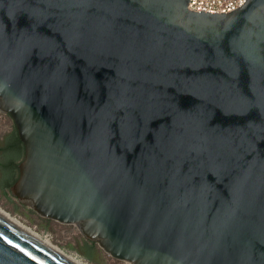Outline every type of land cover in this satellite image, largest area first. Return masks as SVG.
<instances>
[{
    "label": "water",
    "instance_id": "95a60500",
    "mask_svg": "<svg viewBox=\"0 0 264 264\" xmlns=\"http://www.w3.org/2000/svg\"><path fill=\"white\" fill-rule=\"evenodd\" d=\"M0 0L2 195L131 264H264V0ZM0 264H73L0 214Z\"/></svg>",
    "mask_w": 264,
    "mask_h": 264
},
{
    "label": "rangeland",
    "instance_id": "374dc122",
    "mask_svg": "<svg viewBox=\"0 0 264 264\" xmlns=\"http://www.w3.org/2000/svg\"><path fill=\"white\" fill-rule=\"evenodd\" d=\"M11 128L8 116L0 112V132ZM0 207L19 219L27 226L39 232L43 237L52 240L64 251L83 260L89 264H131L116 257L108 255L98 243L94 249L90 250L91 257L86 254L88 245L86 237L82 234L76 224L45 222L33 214L29 206L20 202L17 197L11 202L2 195L1 175H0Z\"/></svg>",
    "mask_w": 264,
    "mask_h": 264
},
{
    "label": "bare ground",
    "instance_id": "6f19581e",
    "mask_svg": "<svg viewBox=\"0 0 264 264\" xmlns=\"http://www.w3.org/2000/svg\"><path fill=\"white\" fill-rule=\"evenodd\" d=\"M0 214H2L4 217L10 219L13 223L23 228L26 232L34 236L35 238L42 241L45 245H47L50 249L57 252L61 256L65 257L67 260H69L73 264H89L87 261L83 260L82 258H79L77 256H74L72 254L67 253L64 251L60 246L56 245L52 240L43 237L39 232L35 231L33 228L27 226L23 222H21L16 217L12 216L9 212H7L5 209L0 207Z\"/></svg>",
    "mask_w": 264,
    "mask_h": 264
},
{
    "label": "built area",
    "instance_id": "2783aa9c",
    "mask_svg": "<svg viewBox=\"0 0 264 264\" xmlns=\"http://www.w3.org/2000/svg\"><path fill=\"white\" fill-rule=\"evenodd\" d=\"M244 1L246 0H189L188 6L193 10L222 13L241 6Z\"/></svg>",
    "mask_w": 264,
    "mask_h": 264
},
{
    "label": "flooded vegetation",
    "instance_id": "af4514ba",
    "mask_svg": "<svg viewBox=\"0 0 264 264\" xmlns=\"http://www.w3.org/2000/svg\"><path fill=\"white\" fill-rule=\"evenodd\" d=\"M1 114H4V113H1ZM4 115H6V114H4ZM6 116H8V118L10 119L11 128L7 129V130H5L3 132H0V146H2V147L6 146L8 140H9V138H10V136H11V134H12L14 128H15V125H14V123L12 121L11 116H9V115H6Z\"/></svg>",
    "mask_w": 264,
    "mask_h": 264
},
{
    "label": "trees",
    "instance_id": "16d2710c",
    "mask_svg": "<svg viewBox=\"0 0 264 264\" xmlns=\"http://www.w3.org/2000/svg\"><path fill=\"white\" fill-rule=\"evenodd\" d=\"M86 244L88 245V249H89V250L86 249V254H88V256L91 257L90 250L95 248L97 242L86 238Z\"/></svg>",
    "mask_w": 264,
    "mask_h": 264
}]
</instances>
